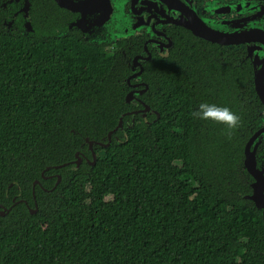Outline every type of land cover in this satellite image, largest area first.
Listing matches in <instances>:
<instances>
[{
  "label": "trees",
  "instance_id": "16d2710c",
  "mask_svg": "<svg viewBox=\"0 0 264 264\" xmlns=\"http://www.w3.org/2000/svg\"><path fill=\"white\" fill-rule=\"evenodd\" d=\"M16 9L0 0V204L21 200L0 215V264H264L242 163L261 106L249 65L179 42L144 62L135 105L131 54L67 31L52 0H30L29 35ZM200 102L230 108L239 126L194 118ZM135 109L109 146L94 144L105 154L73 166L85 139L107 142Z\"/></svg>",
  "mask_w": 264,
  "mask_h": 264
},
{
  "label": "flooded vegetation",
  "instance_id": "af4514ba",
  "mask_svg": "<svg viewBox=\"0 0 264 264\" xmlns=\"http://www.w3.org/2000/svg\"><path fill=\"white\" fill-rule=\"evenodd\" d=\"M7 1L15 2L17 9L13 12L14 17L19 15L23 22L30 17V8L27 14L19 11L23 0ZM52 1L57 11L68 16L69 20L64 25L67 31L76 30L86 41L102 44L111 51L131 54L127 57L130 68L127 77L136 74L141 67L142 72L144 62L151 59L153 54L165 55L179 42L185 47L194 43L201 46L210 43L216 45L222 60L227 59L229 62L234 60L249 65L253 90L258 100V94L254 89V75L260 71L264 91V0H62L67 5L77 6L84 12V16L86 15L87 20L81 23V30L68 29L69 23L79 18L81 12L59 6L55 0ZM86 2L91 3L86 8L82 7L81 3ZM183 23L212 31L221 42L196 36ZM232 40L240 41L231 42ZM134 58L136 62H133ZM141 72L131 77L129 81L126 78L128 91L142 87L138 84L143 81ZM140 94L130 102L135 105L143 104L139 100ZM259 102L261 106L252 118L250 134L246 141L255 134L250 149L254 153L256 168L262 171L264 176V104L260 100ZM138 111L136 109L128 111L130 112L128 115L132 116ZM123 128L121 127L122 130ZM85 142L87 143L86 139ZM94 144L101 146L99 143ZM94 144L80 152L79 164L83 162L90 164ZM96 153L99 154V151ZM72 164L75 167L79 166L73 162ZM248 174L251 183L254 178L249 172ZM32 189L34 191V186ZM32 198L36 204L34 194ZM12 201L16 203L14 198ZM24 202L29 210L30 204L26 200Z\"/></svg>",
  "mask_w": 264,
  "mask_h": 264
},
{
  "label": "water",
  "instance_id": "95a60500",
  "mask_svg": "<svg viewBox=\"0 0 264 264\" xmlns=\"http://www.w3.org/2000/svg\"><path fill=\"white\" fill-rule=\"evenodd\" d=\"M11 1V0H9ZM55 2L62 7H66L67 9H71V10H78L81 12V16L79 18H77L76 20H73L69 23L68 25V29H77V30H81V23L84 20H87V18L84 16V12H82L80 10V8H78L77 6H70L65 4L64 2H62V0H55ZM91 2H86V3H81L82 7L86 8L89 6ZM29 8H30V0H23L22 1V5L19 9V11H22L23 14H27L29 12ZM103 21V20H102ZM5 24L7 25V29L10 30L11 29V24H12V19L5 21ZM185 27H187L189 30H191V32L196 35L199 36L201 38L207 39V40H211V41H217L219 40V42H221V40L218 38L217 34L209 31L207 29L204 28H194L191 27L185 23H183ZM33 31V27L31 24V19L30 17H27L24 22H23V27L21 29V33L24 35H29V32ZM240 40H232L231 42H239ZM224 42V41H222ZM229 42V43H231ZM146 58V57H145ZM133 62H136V58L133 59ZM142 67L138 70V72L135 74H131L129 77H127V81H129V79L131 77H134L137 74H140ZM261 80H263V76L260 75V71L255 72L254 75V89L258 94L259 100L264 104V95H263V84L261 83ZM139 85H141L142 87L140 89H135V90H129L126 95H125V101L126 102H130L133 100V98L139 94L142 93L146 87V84L144 81L138 83ZM140 100V99H139ZM149 110V106L148 105H144V107L140 110L141 111V115H145V113ZM130 112H125L123 114H121L118 118V123L117 125L110 131H108L107 133V142H96L95 140H87V146L89 148L92 147V144L94 143H99L102 147H107L110 144V139H111V134L113 132H115L118 128L122 127V117L125 114H129ZM128 122V121H127ZM134 124V117H131L130 123L128 124L129 127L133 126ZM255 135V134H254ZM254 135L248 139V141L245 142L244 145V149H243V168L246 169V171H248L252 176H253V181L250 183L251 186V192L249 194H247L245 197L250 199L255 208L258 209L261 213L262 218L264 219V176L262 175V171H259L256 166H255V159H254V153L253 151L250 149L252 140L254 139ZM75 159L72 161L73 163H75L76 165L79 164L81 158L78 152L75 153ZM97 159V153L92 150V155H91V160H90V164H94L95 160ZM64 165V164H61ZM58 166H54V168H57ZM49 167H46L45 169H48ZM60 179V175H57V179L55 184L53 185V187L56 186V183L59 181ZM36 183H39V181L37 179H35L32 183V186H34ZM32 194H34V191L32 189ZM21 200H17L16 202H19ZM15 203V202H14ZM13 203V204H14ZM11 208V206L5 207L2 204H0V215H4L6 214L9 209ZM37 209L36 204H34L33 207H30V212L34 213Z\"/></svg>",
  "mask_w": 264,
  "mask_h": 264
},
{
  "label": "clouds",
  "instance_id": "9594fccd",
  "mask_svg": "<svg viewBox=\"0 0 264 264\" xmlns=\"http://www.w3.org/2000/svg\"><path fill=\"white\" fill-rule=\"evenodd\" d=\"M192 115L194 118L201 120H211L221 123L228 130L236 129L241 120L240 116L230 108L208 102H200Z\"/></svg>",
  "mask_w": 264,
  "mask_h": 264
},
{
  "label": "rangeland",
  "instance_id": "374dc122",
  "mask_svg": "<svg viewBox=\"0 0 264 264\" xmlns=\"http://www.w3.org/2000/svg\"><path fill=\"white\" fill-rule=\"evenodd\" d=\"M105 153H106L105 151H102V152H100L99 154H105ZM30 233H31V234H34V230H31Z\"/></svg>",
  "mask_w": 264,
  "mask_h": 264
}]
</instances>
